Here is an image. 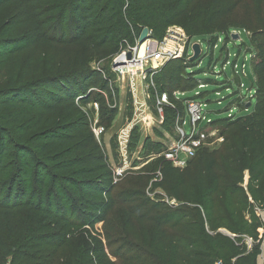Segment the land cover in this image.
Returning <instances> with one entry per match:
<instances>
[{
	"label": "rangeland",
	"instance_id": "374dc122",
	"mask_svg": "<svg viewBox=\"0 0 264 264\" xmlns=\"http://www.w3.org/2000/svg\"><path fill=\"white\" fill-rule=\"evenodd\" d=\"M87 1L95 6L98 19L105 17L106 10L122 13L128 7L124 0ZM160 1L153 3H159L167 15L166 28L154 31L149 24L137 22L131 29L117 16L90 33L95 42L108 43L105 59L85 73L75 54L58 55L40 47L16 5L0 11V47L21 50L13 79L10 70L0 67V91L13 80L24 87L1 96L0 101L12 95L33 99L32 107L11 108L7 112L13 114L11 118L0 117V142L5 149L0 151V201L7 199L9 190L11 201L17 195L33 203L42 198L59 226L46 228L48 222L54 223L46 218L31 238L30 233L23 234L16 242L29 240V260L35 264L161 263L167 258L170 227L178 219L167 224L170 213L183 209L190 216L184 223L199 224L203 211L199 205L171 199L163 172L167 168L168 173L181 172L202 149L212 152L224 147L226 135L220 133L227 129L223 128L237 129L226 120L248 117L257 105L264 112V74L255 70L264 63V0ZM78 3L38 0L50 34L59 36L62 24L66 37L72 35V11ZM145 30L148 38L139 45ZM194 45L201 52L191 60ZM142 48L157 49L167 59L145 75H119L123 63L141 57ZM95 72L108 80L109 93L99 86L84 89L82 82ZM60 91L75 96L74 104L65 102L58 111L47 109L42 94L59 96ZM164 94L168 104L161 103ZM191 101L206 105L213 124L205 131L215 136L203 142L194 158L180 153L168 160L164 154L180 137V123ZM156 110L164 113L163 122ZM104 126L111 128L105 131ZM184 130L189 132V126ZM248 137L249 144L259 145L264 142V129ZM47 138L60 142L49 143ZM250 157L248 162L253 161ZM25 163L31 165L30 171ZM241 177L238 195L247 199L248 220L252 211L248 171H241ZM217 233L231 236L223 229Z\"/></svg>",
	"mask_w": 264,
	"mask_h": 264
},
{
	"label": "trees",
	"instance_id": "16d2710c",
	"mask_svg": "<svg viewBox=\"0 0 264 264\" xmlns=\"http://www.w3.org/2000/svg\"><path fill=\"white\" fill-rule=\"evenodd\" d=\"M78 1V5L72 11L73 33L70 37L64 34L62 24L58 26L59 36L49 33L46 19H43V14L39 11L38 0H0V11L9 5H16L24 21L32 28L36 43L58 55L75 54L86 68L83 73L89 72L87 68L92 64H98L105 59L104 46L108 43L107 40L104 43L95 42L90 33L106 27L117 16L120 22L124 20L125 26L131 29L136 27L137 22H144L149 24L150 29L159 31L161 28H166L169 22L167 15L162 11L163 8L159 3L154 4V0H124L128 3V7L126 9L122 7L125 9L122 13L116 9L106 10L103 19L95 17L94 5L89 4L87 0ZM126 12L127 16H124ZM119 34L124 40L123 31ZM20 54L19 49L0 47V67L10 70L12 79L17 74ZM255 70L258 74H264V63ZM102 77L101 73L95 72L92 77L82 82L84 89L91 90L99 86L103 93H109L110 84ZM94 80V84H89ZM23 88L16 86L13 80L6 89L0 91V97L14 94ZM42 96L46 100V108L55 111H58L65 102L74 104L75 101V96L64 95L62 91L59 96H54L52 93ZM29 98L24 96L21 99L20 96L12 95L9 99L0 101V117L11 118L13 114L7 113L11 108L32 107L33 99ZM77 98L82 100V96ZM261 108L262 106L257 105L255 112L248 117L226 120L237 129L223 128L227 131H221L220 136L226 135L224 140L226 144L220 150L211 152L204 148L183 171L172 170L173 173H168L167 168V172H163L164 178L167 177V190L172 191L169 195L171 199L199 205L203 211L199 224L184 223V220L190 216H185L183 209L170 213L167 224H171L176 217L178 219L170 227L171 233L167 235V258L162 259L159 264H215L218 261L232 264L233 260L234 264H256L264 239V228L253 211L248 213L250 218L246 220L247 199L238 194L241 193V171H248L251 193L249 198L254 203L264 204V142L259 145L253 142L249 144L248 137L264 129V112ZM104 128L108 131L111 126ZM45 141L60 142L55 138H47ZM3 146V142H0V151H5ZM248 155L253 158L252 162H248ZM30 169L31 165L25 163V170L30 171ZM10 195L12 193L9 190L5 196L7 199L4 202L0 201V264L22 262L35 264L36 261L29 260L32 250V245L28 244L29 240L17 245L16 242L20 241L19 238L23 234L30 233L31 238L35 228L44 224L46 218L47 221H53L50 215L52 209L48 208V203L42 198L33 203L22 201L21 196L17 195L16 200L11 201ZM41 215L45 216L44 221L39 220ZM205 225L210 229L206 230ZM47 227L58 229V221L52 225L48 222ZM221 229L226 230L231 236L217 233ZM244 237L253 241L250 250L245 245Z\"/></svg>",
	"mask_w": 264,
	"mask_h": 264
},
{
	"label": "built area",
	"instance_id": "2783aa9c",
	"mask_svg": "<svg viewBox=\"0 0 264 264\" xmlns=\"http://www.w3.org/2000/svg\"><path fill=\"white\" fill-rule=\"evenodd\" d=\"M166 55L157 49L148 50L144 52L143 57H140L138 60L130 61L120 67L119 75H131L135 73L146 74L150 71L155 70L156 68L162 66V64L166 61ZM162 104H168L167 102V94H164L161 97ZM206 105H204L200 101H191L187 106V114L184 119L181 120L180 123V137L177 136L176 144L166 150L164 156L168 160L174 159L175 156H179V154H183L188 159L194 158L198 151L202 149L203 142L209 137L215 136V134H211L205 131L206 128L210 127L213 122L208 119V114L205 111ZM157 114L160 120L164 121V113L158 110ZM188 119L189 121L187 122ZM185 126H189L190 131L186 132L184 130ZM250 205L252 206V211L255 217L259 220V223L264 228V204L256 205L251 198H249ZM245 245L248 250L251 249L253 245L252 239L245 238ZM234 260L232 264H234ZM215 264H223L221 261L216 262Z\"/></svg>",
	"mask_w": 264,
	"mask_h": 264
},
{
	"label": "water",
	"instance_id": "95a60500",
	"mask_svg": "<svg viewBox=\"0 0 264 264\" xmlns=\"http://www.w3.org/2000/svg\"><path fill=\"white\" fill-rule=\"evenodd\" d=\"M147 34H148L147 30H145V31L143 32L141 38H140L139 45L142 44L145 40H147V38H148ZM232 38H233L234 40H237V39H238V36H237V35H234ZM192 49H193V53H194V55H193V57L191 58V60H195V59L198 58L199 55H200V52H201V51H200V47H199V45H194ZM129 58H130V57L128 56V59H129Z\"/></svg>",
	"mask_w": 264,
	"mask_h": 264
},
{
	"label": "crops",
	"instance_id": "0c3cea01",
	"mask_svg": "<svg viewBox=\"0 0 264 264\" xmlns=\"http://www.w3.org/2000/svg\"><path fill=\"white\" fill-rule=\"evenodd\" d=\"M256 264H264V239L260 248V255L257 258Z\"/></svg>",
	"mask_w": 264,
	"mask_h": 264
},
{
	"label": "bare ground",
	"instance_id": "6f19581e",
	"mask_svg": "<svg viewBox=\"0 0 264 264\" xmlns=\"http://www.w3.org/2000/svg\"><path fill=\"white\" fill-rule=\"evenodd\" d=\"M144 52H145V49H144V48H142V49H141V51H140V56H141V57H143V55H144ZM121 67H123V66H121Z\"/></svg>",
	"mask_w": 264,
	"mask_h": 264
}]
</instances>
